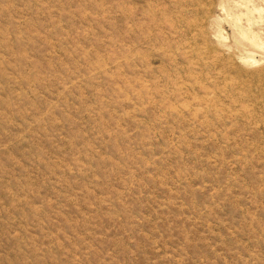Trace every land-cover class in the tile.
Segmentation results:
<instances>
[{
  "label": "rangeland",
  "instance_id": "374dc122",
  "mask_svg": "<svg viewBox=\"0 0 264 264\" xmlns=\"http://www.w3.org/2000/svg\"><path fill=\"white\" fill-rule=\"evenodd\" d=\"M0 264H264V0H0Z\"/></svg>",
  "mask_w": 264,
  "mask_h": 264
}]
</instances>
